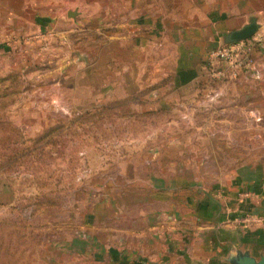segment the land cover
I'll use <instances>...</instances> for the list:
<instances>
[{"label":"crops","instance_id":"crops-1","mask_svg":"<svg viewBox=\"0 0 264 264\" xmlns=\"http://www.w3.org/2000/svg\"><path fill=\"white\" fill-rule=\"evenodd\" d=\"M252 24L250 42L264 33V0H0V54L34 71L51 98L71 106L77 90L91 103L127 98L173 113L106 161L116 179L52 264H231L237 251L264 254V67L218 83L225 95L210 109L212 127L175 126L180 106L194 119L210 87L209 52ZM252 54L264 65V41ZM245 215L257 221L237 222Z\"/></svg>","mask_w":264,"mask_h":264},{"label":"rangeland","instance_id":"rangeland-1","mask_svg":"<svg viewBox=\"0 0 264 264\" xmlns=\"http://www.w3.org/2000/svg\"><path fill=\"white\" fill-rule=\"evenodd\" d=\"M10 57L0 54V264H52L61 260L64 242L76 234L84 214L106 195L110 177L116 179L106 161L119 158L130 140L142 139L143 130L168 124L173 113L145 106L143 111L127 98L91 103L77 90L69 91L68 106L51 98L55 90L36 87L34 71L20 70ZM230 66L208 77L194 119L189 105L180 106L185 115L175 126H213L210 109L225 95L218 83L250 75ZM39 69L44 78L48 71Z\"/></svg>","mask_w":264,"mask_h":264},{"label":"built area","instance_id":"built-area-1","mask_svg":"<svg viewBox=\"0 0 264 264\" xmlns=\"http://www.w3.org/2000/svg\"><path fill=\"white\" fill-rule=\"evenodd\" d=\"M256 35V34H255ZM254 35V36H255ZM252 38V37H251ZM249 38V39H251ZM249 39L242 40V41H232L230 43L218 45L217 47L213 48L209 52L208 56V64L210 65L211 71L215 75H223L226 69L232 65L234 69L242 68L247 73L252 72L254 70L259 71L260 67H264V65L259 66L252 54V49L256 43H261L264 41V33L258 34L256 38H254V42H250ZM228 65L226 69L219 68V64ZM231 67V66H230ZM216 96L212 97L214 99ZM255 111L252 110L251 113ZM256 116L252 117L253 119H257L258 115L255 111ZM251 193L245 192L242 194L244 197L250 196ZM257 221V219L251 215H245L240 217L237 222L243 224H250L252 222Z\"/></svg>","mask_w":264,"mask_h":264},{"label":"water","instance_id":"water-1","mask_svg":"<svg viewBox=\"0 0 264 264\" xmlns=\"http://www.w3.org/2000/svg\"><path fill=\"white\" fill-rule=\"evenodd\" d=\"M257 32V26L247 25L242 30L233 34L234 41L247 40L253 37ZM256 116L255 111H253L250 117ZM231 264H264V254L259 258L254 257L250 251H237L236 254L231 258Z\"/></svg>","mask_w":264,"mask_h":264}]
</instances>
